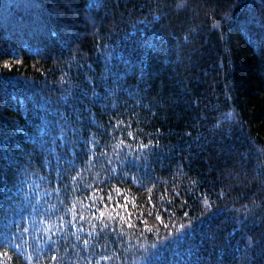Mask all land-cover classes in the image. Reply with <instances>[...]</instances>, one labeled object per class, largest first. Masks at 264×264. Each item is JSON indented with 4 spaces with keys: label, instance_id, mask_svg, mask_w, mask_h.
Instances as JSON below:
<instances>
[{
    "label": "trees",
    "instance_id": "obj_1",
    "mask_svg": "<svg viewBox=\"0 0 264 264\" xmlns=\"http://www.w3.org/2000/svg\"><path fill=\"white\" fill-rule=\"evenodd\" d=\"M177 4L0 0V264H264V0Z\"/></svg>",
    "mask_w": 264,
    "mask_h": 264
},
{
    "label": "snow or ice",
    "instance_id": "obj_2",
    "mask_svg": "<svg viewBox=\"0 0 264 264\" xmlns=\"http://www.w3.org/2000/svg\"><path fill=\"white\" fill-rule=\"evenodd\" d=\"M178 7H182L183 6V0H178ZM232 114L231 113H227L225 114V118H231ZM117 123L119 124L120 121H117ZM131 134V133H129ZM98 143V141H97ZM142 147H146V145H142ZM72 179H75V177H72ZM85 187L87 188H91V185H85ZM93 191H96L95 189H93ZM116 195L119 196L121 194V190L120 189H116ZM108 200L112 201L113 200V196L112 193L109 192L108 193ZM124 200H127V196H124ZM99 203L100 204H104V198L100 197L99 198ZM205 203L207 204V201H205ZM73 207H75V205H73ZM89 208L95 209V211L91 212L89 219H91L92 221V228L93 231H96L97 229V224L96 221H100V229H103L105 227H107V224L104 223V221H110L112 219H114V215L113 213L115 212V208H120L123 207L124 209H127V204H123L121 205L119 202H117L115 205H113L112 203H108L105 204L104 209H101L100 207H98L97 202L95 200H93L92 203H90L88 205ZM109 209H111V211H108ZM68 211H71V209H66ZM79 215V213H78ZM115 215H121L120 212H115ZM80 219L83 220L85 219V217L83 215H80ZM157 219H159V216H157ZM39 230V229H38ZM17 231H20V229H17ZM24 231H27V229H25ZM8 238L5 237V240H7ZM85 244H87V241H83ZM53 259H55V256H53Z\"/></svg>",
    "mask_w": 264,
    "mask_h": 264
}]
</instances>
